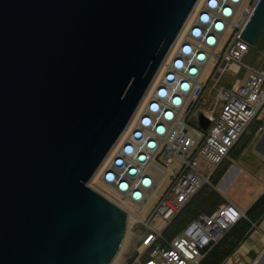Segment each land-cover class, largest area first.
Wrapping results in <instances>:
<instances>
[{
  "label": "water",
  "instance_id": "1",
  "mask_svg": "<svg viewBox=\"0 0 264 264\" xmlns=\"http://www.w3.org/2000/svg\"><path fill=\"white\" fill-rule=\"evenodd\" d=\"M196 2L0 0V264L112 263L128 213L88 181Z\"/></svg>",
  "mask_w": 264,
  "mask_h": 264
},
{
  "label": "built area",
  "instance_id": "2",
  "mask_svg": "<svg viewBox=\"0 0 264 264\" xmlns=\"http://www.w3.org/2000/svg\"><path fill=\"white\" fill-rule=\"evenodd\" d=\"M238 1L241 2L231 6L227 0H203L186 38L178 46L159 81L144 100L136 121L102 171L101 181L112 186L123 201L138 207V211L132 213L121 201L108 196L134 217L128 227L134 228L135 223H141L147 228L140 237V257L131 264H200L206 252L240 218L246 217V212L234 205H223L213 213H200L172 237L163 233L199 190L214 186L212 178L218 167L228 158L250 124L260 120L259 128L264 131V57L256 64L246 63L244 59L250 53L251 45L242 37L259 0H251L244 7H241L243 0ZM217 4L231 6L235 10L234 15L225 19L219 11H212L210 5L214 7ZM209 19L224 22L225 30L214 34L208 28L204 32L202 20ZM201 32L204 36H216L217 45L208 47L200 40L190 42L194 38L193 33L198 36ZM191 48L199 50L203 57L207 55L205 61L214 59L217 64H222L218 76L212 81L220 103L219 113L214 116L213 112L199 108L204 103V94L210 84L201 78L195 80L187 105L178 111L173 122L167 123L161 115H154L151 108L159 106L162 110H173L171 104H166L167 100L160 96L179 93L175 85L178 79L190 82L187 73L177 71L174 64L180 67L182 61L185 62L182 50L188 53ZM231 66L244 69L243 77L239 78L233 72L232 76L236 79L231 85H218L220 77ZM197 111H202L211 119L207 129L192 124ZM150 123L152 127H149ZM156 126L161 130L166 127L165 133L158 135ZM139 134L142 138L136 139L135 135ZM146 140L153 149H147ZM126 170L137 172L136 177L128 176ZM166 180L168 183L162 195L148 213L147 220H143L142 212ZM142 257H145L144 261Z\"/></svg>",
  "mask_w": 264,
  "mask_h": 264
},
{
  "label": "rangeland",
  "instance_id": "3",
  "mask_svg": "<svg viewBox=\"0 0 264 264\" xmlns=\"http://www.w3.org/2000/svg\"><path fill=\"white\" fill-rule=\"evenodd\" d=\"M202 3H203V0H197V2L195 3L183 28L181 29V31L179 32V34L177 35V37L175 38L171 46L169 47L161 64L157 68L149 86L147 87L143 95V98L141 99L136 110L131 116V119L129 120L124 132L122 133L120 138L117 140V142L114 144V146L111 148L109 153L106 155L103 162L100 164L98 169L95 171L93 177L88 181V184L91 187L100 191L105 196L113 197L121 201L123 205L132 213H136L138 211V207L130 204L129 202L123 201L118 196L116 191L112 188V186L104 184L101 181V174L105 166L107 165L108 161L110 160L112 153L119 147L120 142H122V139L128 134L132 125L136 121L137 115L140 112V108L143 106L144 100L149 95V93L153 90L155 84L159 81L160 77L162 76L165 70V67L170 63L172 57L177 52L178 46L180 45V43L186 38L188 28L194 19L197 9ZM263 57H264V36L261 39V42H259L257 45L255 46L251 45L250 53L245 57L244 61L246 63L256 64ZM221 66L222 64L221 63L217 64L214 59L210 60V64L208 66L209 72L204 78V80H208L210 84L208 85L205 91V94H204V103L199 105V108L203 107L205 110L213 112L214 116H217L219 113L220 103L217 101V90H216V87L212 86V83H213L212 81L215 77L218 76V73L221 70ZM233 72L238 74V77L241 78L243 77L245 70L242 68H239L238 66L229 67V70H227V72L224 73L220 77V81L218 85H231L236 79L235 77L232 76ZM192 124L195 127L199 126L197 117H194L192 119ZM259 138L260 136L258 135L254 138V140L251 143H249V145L242 152L241 157L239 159L236 158V150L239 148V146H237L234 152L230 154L227 158V162L229 164L233 162L234 164L236 163V166L238 167L240 166L243 168V170H241L237 176L238 181H236L234 185L232 184V187L231 185H229L227 188V191H229L228 195L231 198L232 202L235 204V207L237 206L240 209H245L248 203H250L251 201H254V199H256V197L259 195V193L263 189V187H261L258 184V181L256 180L257 178L254 177V176L262 177L264 173V168L262 166L258 167L261 156L256 150V143L258 142ZM214 180L215 179L213 178L212 182ZM167 183H168V180H166L164 184L157 190L156 196L150 200L146 209L142 212L141 218L143 220H147L148 213L153 209L156 201L162 195L163 189L166 187ZM228 183H229V180H227L225 184L227 185ZM209 188H215V186H210ZM209 188L207 187V189L204 191L205 194L208 193ZM221 188L222 187H219V189ZM191 207H188V209L185 210L183 217H187L191 213V211L194 208V205H192ZM146 229H147L146 226L141 223H135L134 228L132 226L128 227L124 240H123V244L120 248V251L117 254L116 258L114 259L113 263L111 264H131L133 261L139 258L140 253L138 251V248H139V243H140V237L142 233L146 231ZM141 259L142 261H144L145 257H142Z\"/></svg>",
  "mask_w": 264,
  "mask_h": 264
},
{
  "label": "trees",
  "instance_id": "4",
  "mask_svg": "<svg viewBox=\"0 0 264 264\" xmlns=\"http://www.w3.org/2000/svg\"><path fill=\"white\" fill-rule=\"evenodd\" d=\"M264 36V34H263ZM261 37V39L263 38ZM261 39L259 42H261ZM250 136L243 139L239 148L236 150V157L241 154L243 149L248 145ZM237 147L230 152L232 154ZM230 164L227 160L218 167L214 174L213 184L219 181L227 170ZM212 178V179H213ZM207 188H204L199 193L194 195L191 201L181 210L175 217L171 224L164 230V235L172 237L178 234L181 229L193 218L200 213H212L219 205H226L225 198L215 189L209 188L208 193H204ZM194 205L193 210L187 217H183L184 212L188 207ZM192 208V207H191ZM264 216V192L254 201V203L247 209L246 217L240 218L222 237V239L212 246L205 254L200 264H222L227 257H229L239 246L241 241L246 237L253 223L259 222Z\"/></svg>",
  "mask_w": 264,
  "mask_h": 264
},
{
  "label": "clouds",
  "instance_id": "5",
  "mask_svg": "<svg viewBox=\"0 0 264 264\" xmlns=\"http://www.w3.org/2000/svg\"><path fill=\"white\" fill-rule=\"evenodd\" d=\"M239 2L241 1L227 0V3L231 6L239 4ZM231 6H228L226 4L224 5L217 4L216 6L212 7L210 5V7L213 9L212 11L214 12L219 11L222 17L225 19L231 18L235 13V10ZM202 23H203L202 27L204 28V32L207 31V29L209 28L213 30L214 34L223 32L226 27L224 22L218 21V20H212V19H209L208 21L202 20ZM192 35L194 37L193 39H190V42L192 43L200 40V41H203L208 47H213L217 45L218 38L216 36H213L210 34H206L204 36L203 32H201L198 36H195L194 33ZM182 53H183V59L185 60V62L182 61V64L180 67L177 64H174V67L177 69V71L180 70V71L186 72L190 79V82L178 79L175 82V85L178 86L179 93H176V92L172 94L166 93L165 96H160L167 100L165 101L166 104L168 103L171 104L173 110H167V109L162 110V108L159 106L157 107V109L151 108V111L153 112L154 115L156 116L161 115L164 121L167 123L173 122L177 118L178 111L187 105L188 95L191 92V89L193 87V84L195 83V80L202 78V73L205 69V63L207 62L205 60L208 58L207 55L203 57L200 55L199 50H196V49L194 50L192 48L190 49L188 53L186 52L185 49H183ZM152 125L153 124L150 123L149 127H152ZM155 131L158 135H162L165 133L166 127H163V129L161 130L160 128L156 126ZM135 138L141 139L142 135L141 134L135 135ZM145 144H146L147 149L149 150L153 149V147L150 145L148 140H146ZM126 172L128 176H130L131 178H134L137 175V172L131 173L129 172V170H126Z\"/></svg>",
  "mask_w": 264,
  "mask_h": 264
},
{
  "label": "crops",
  "instance_id": "6",
  "mask_svg": "<svg viewBox=\"0 0 264 264\" xmlns=\"http://www.w3.org/2000/svg\"><path fill=\"white\" fill-rule=\"evenodd\" d=\"M250 1L251 0H243L241 7H244ZM209 64L210 60L205 63V69L202 73V79H204L207 73L209 72ZM260 123V120L253 121L245 132L244 136L241 138V140L237 143L235 147L239 146L242 143L243 139L250 136L251 138L249 143H251L254 138L259 135L260 138L256 143V150L261 156L258 167L262 166L264 168V131L260 130ZM245 148L243 149V151L245 150ZM241 154L238 155L236 158L239 159L241 157ZM241 170H243L242 167H238L236 166V163L234 164L233 162H231L223 176L219 179L216 185H214L215 189L217 188L219 191L217 189L216 190L225 198L226 205L235 206V204L232 202L231 198L228 195L229 191H227V188L229 185H231L232 187V184L234 185L236 181H238L237 176ZM254 177L257 178L256 180L258 181V184L263 187L262 191L256 197L257 199L264 192V173L262 177ZM227 180H229V183L226 185L225 183L227 182ZM207 187L209 188L210 186H205L201 190ZM219 187H222L223 189H219ZM201 190H199L197 193H199ZM256 199H254V201ZM254 201L248 203L245 209H240L237 206L236 208L242 211H247V209L254 203ZM221 206L223 205H219L213 212H215ZM159 223H161V221ZM222 264H264V216L262 217V219L259 220V222L253 223L252 228L249 230L246 237L241 241L236 250L229 257H227V259Z\"/></svg>",
  "mask_w": 264,
  "mask_h": 264
},
{
  "label": "bare ground",
  "instance_id": "7",
  "mask_svg": "<svg viewBox=\"0 0 264 264\" xmlns=\"http://www.w3.org/2000/svg\"><path fill=\"white\" fill-rule=\"evenodd\" d=\"M134 221V217L131 215V214H129L128 213V224H130L131 222H133ZM117 256V255H116ZM116 258V257H115ZM114 258V259H115ZM114 261V260H113ZM113 261H112V263H113Z\"/></svg>",
  "mask_w": 264,
  "mask_h": 264
}]
</instances>
